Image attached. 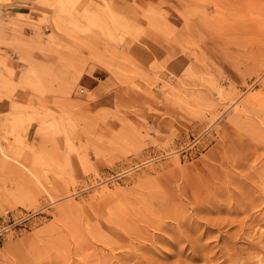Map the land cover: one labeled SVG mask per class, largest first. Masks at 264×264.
Here are the masks:
<instances>
[{
	"label": "rangeland",
	"instance_id": "374dc122",
	"mask_svg": "<svg viewBox=\"0 0 264 264\" xmlns=\"http://www.w3.org/2000/svg\"><path fill=\"white\" fill-rule=\"evenodd\" d=\"M48 1L0 75V264H264V0Z\"/></svg>",
	"mask_w": 264,
	"mask_h": 264
},
{
	"label": "crops",
	"instance_id": "0c3cea01",
	"mask_svg": "<svg viewBox=\"0 0 264 264\" xmlns=\"http://www.w3.org/2000/svg\"><path fill=\"white\" fill-rule=\"evenodd\" d=\"M50 2L48 0H0V75L5 76L10 70L20 73L21 63L18 50L14 48L15 43L22 41L28 37V27L23 21V17L30 16L36 21L46 8L44 3ZM47 28L42 27V31ZM35 33V31H34ZM30 34H33L31 32ZM20 52V51H19ZM20 95L25 97L21 101H27V94L20 92ZM21 102L20 104H23ZM9 100L3 97L0 98V138L10 137L12 130L11 112ZM32 128V127H31ZM30 128V129H31ZM31 130L28 129L29 135ZM7 148V144H3Z\"/></svg>",
	"mask_w": 264,
	"mask_h": 264
},
{
	"label": "bare ground",
	"instance_id": "6f19581e",
	"mask_svg": "<svg viewBox=\"0 0 264 264\" xmlns=\"http://www.w3.org/2000/svg\"><path fill=\"white\" fill-rule=\"evenodd\" d=\"M218 205V204H217ZM216 206V205H215ZM172 215V214H171ZM118 247V246H117ZM120 248V247H119ZM101 258V257H100Z\"/></svg>",
	"mask_w": 264,
	"mask_h": 264
},
{
	"label": "built area",
	"instance_id": "2783aa9c",
	"mask_svg": "<svg viewBox=\"0 0 264 264\" xmlns=\"http://www.w3.org/2000/svg\"><path fill=\"white\" fill-rule=\"evenodd\" d=\"M82 93L84 92V90L81 91Z\"/></svg>",
	"mask_w": 264,
	"mask_h": 264
}]
</instances>
